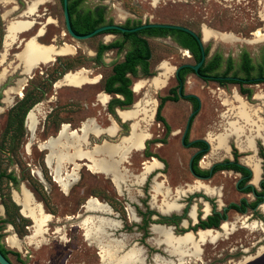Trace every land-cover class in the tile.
Returning <instances> with one entry per match:
<instances>
[{
    "label": "rangeland",
    "instance_id": "rangeland-1",
    "mask_svg": "<svg viewBox=\"0 0 264 264\" xmlns=\"http://www.w3.org/2000/svg\"><path fill=\"white\" fill-rule=\"evenodd\" d=\"M34 1L0 0V75L3 70L6 71L5 77L0 80V148L4 150L0 151V176L9 173H13L16 177L22 175L17 185H13L4 177L0 178V218H6V209L10 222L4 226L2 232L4 236L0 242L5 248L13 251L14 254L9 255L11 263L102 264L99 256V243L102 245L106 243L105 246L108 248L117 250L118 257L119 254L123 256L132 250L139 251L142 257L141 264H157L156 259L160 261V264H166L168 260L176 263L166 252V245L161 243V234L152 231V228L162 227L164 231L169 228L175 237L189 233L195 240L197 239L195 235L197 236L202 230H198L196 233H192L191 230L179 232L180 228L161 226L162 224L155 223L161 220V216L179 215L183 206L186 207L187 213H190L191 208L195 207L196 214L198 210L200 216H206L203 209L207 203L203 204V201L208 202L213 197L204 199L200 194V198L192 199L193 194L200 193L201 189L186 192L188 187L201 185L213 190L209 194L201 190L207 196H212L216 192L220 194L213 198V200L219 199L218 208L232 202L237 203L242 197V194L235 188L237 176L232 173H225V176L218 174L209 183H192L187 165L195 150L183 147L180 143L187 119L193 110L189 102L179 98L176 102L166 101L164 103L160 117L164 119L168 127L167 132L163 125L154 119L159 99L170 94L169 91L177 86L174 79L175 68L183 64H193L190 54L178 47L170 38L146 37L151 50L149 60L151 76L145 77L139 72L137 77H130L131 90L136 81H144L147 85L138 95L132 91V104L119 109L130 110L136 102L145 99L146 96V99H154L157 105L152 122L148 125H141V128H144L150 136L148 157L142 159L140 156L142 151H131L126 161L118 166V172L123 174L120 191L115 188L109 176L87 170V167L83 166L84 163L89 164L86 160H74L72 164H64L65 171L63 167L60 171L62 176L70 174L74 165H77L76 181L69 183L65 189L52 182L53 176L49 177L50 180L43 177L45 183H42L36 175L41 172L39 161L41 154L47 155L48 153L44 149L46 143L44 141L55 137L57 130L61 129V126L58 127L56 123L61 122L68 125V130L74 131L80 128L83 122L93 121L101 132L105 133L111 124L116 122L119 128L124 126V129H121L127 135L130 131V122H122L116 112L114 118L107 114V105L114 98L113 95L108 96L109 100L104 106L97 102V96L100 93L106 94L103 91V86L105 80L112 73V65L123 59L124 52L107 51L100 60L95 59V53L100 44L120 41L121 36L104 34L85 41L73 40L65 32L60 0H41L36 6L34 14L29 15L27 9ZM98 4L107 6V17L112 19L113 24L124 25L126 20L140 21L142 24H174L189 28L201 37L203 28L221 35L218 39L213 38L204 43L208 48L209 57L213 54H220L224 60L217 71L218 75H221L225 69L226 58H230L232 61L234 70L230 73L231 75L239 67L241 54L246 53L255 66L260 63L264 54V0H85L83 6L92 8ZM14 20L32 21L33 25L30 29L18 33L15 41L5 51V29L7 24ZM41 28L43 35L41 38L37 37L38 43L57 47L67 44L74 48V53L57 57L54 62L26 75L23 73L16 55L24 49L26 40L23 41V39L34 35ZM257 32L262 35H256ZM229 38H232V41H229ZM4 53L5 56L1 61V56ZM161 64H167L166 66H169L172 72L167 86L156 91L149 85V81L159 75ZM79 69H87L85 71L88 72L90 79L98 77V83H88L79 88L55 87V83L64 74ZM60 74L62 75L60 76ZM239 77L243 76L239 74ZM243 89L251 92L250 98L239 93V90ZM18 91L21 92V95H17ZM233 93L238 94L249 106L260 109L258 117L263 125L261 135L264 137V81L258 82V84L224 83L220 85L213 79L202 80L192 74H188L185 78L183 94L195 95L200 102L199 109L191 123L188 140L205 139L209 143L208 152L201 157L199 162L200 166L205 169L214 163L223 162L230 157L229 153L232 150L240 156L247 155L249 158L257 160V144H263L259 136L249 131L246 135L254 137L255 153L239 150L236 146V139L233 137L229 138L227 143L228 154L221 149L213 151L209 136L215 137L223 132L226 133L227 122L234 121V116L230 111L231 106L226 104L227 102L236 106L233 103ZM257 95L261 99H255ZM31 104L34 105L27 111L25 119L31 109L38 107L37 121H35L36 131L28 132L25 127L27 134L21 147V137L16 138L17 140L13 138L15 132L6 137L5 125L6 122H11L15 106L27 107ZM52 108L54 111L48 114ZM112 109H117V107ZM17 111L19 110L17 109ZM136 119L132 122L140 121V117L138 120ZM45 122H47L46 129L42 133V126ZM76 134L79 136L80 132L78 131ZM99 135H89V140L87 139L82 146L83 149L90 150L101 145L97 139L100 138ZM102 138L108 141L104 135ZM50 140H52L56 152L59 153L63 142L57 139L48 141ZM113 143H118V140ZM263 146L264 144L261 147L263 148ZM115 159L118 160L119 157ZM153 159L161 168L152 171L141 180L143 163L152 162ZM244 159L243 156L240 159L242 164H246ZM29 164L30 166H28ZM247 166L250 168L249 165ZM47 172L48 176L49 173H52L51 169H47ZM153 183L162 184L158 193L153 190ZM185 184L189 185L185 186ZM213 187L217 189H212ZM22 189L31 195L35 204L43 203L44 211L43 209L42 211L49 216V221L43 226V233L37 234L38 236L34 235L35 228L30 219L23 217L20 212L19 214L26 219V222H18L16 219L11 201L14 194H21ZM166 189L169 193L167 197H164ZM177 189L186 193L180 196L175 192ZM92 198L104 206H106L105 202L109 203L113 213L107 208L108 206H106L107 212L100 214L81 208L80 203L83 200L88 201ZM164 200L174 201L180 210L161 213L158 208ZM188 200L190 202H187ZM263 205L254 214L248 212L245 215H239L229 211L225 223L221 226L222 229L212 230L211 234L216 237L215 241H211L210 238L200 246V257L192 258L191 262H186H190V264H264ZM18 207L21 208L19 205ZM207 207L209 208L208 205ZM128 210H130V214ZM189 213L188 217L184 216L186 221L190 224L196 223V219L195 221L190 219ZM149 215H154L152 216L154 220ZM89 216L112 219V226L105 229L107 232L104 230L103 235L92 238L93 240H87L81 223ZM17 224L20 228L19 233L15 227ZM187 226V223L183 222L182 228L187 229ZM11 236L18 240V245L15 247L8 243ZM126 247L128 250L125 249Z\"/></svg>",
    "mask_w": 264,
    "mask_h": 264
},
{
    "label": "bare ground",
    "instance_id": "bare-ground-1",
    "mask_svg": "<svg viewBox=\"0 0 264 264\" xmlns=\"http://www.w3.org/2000/svg\"><path fill=\"white\" fill-rule=\"evenodd\" d=\"M40 2L41 0H35L32 4H30V6L27 9V14L29 15L34 14L36 6ZM32 25H33L32 22L26 20H18V21L14 20L8 23L5 29V37H4L5 51H7L8 47L15 41L16 35L18 33L30 29ZM38 34L39 36L42 35L41 29ZM260 34H261L260 32L256 33V35L258 36H260ZM202 35L204 41H208L213 38L218 39L221 36L206 28L202 29ZM36 39L37 38H32L28 42H26L25 46H23L24 49L22 50V52L16 55V59L20 62L23 73L26 75H30L34 70H37L42 66H46L54 62L57 57L73 55L74 53V48L70 45L64 44L60 47L53 45H49V46L40 45ZM229 41H232V38H229ZM4 56L5 53L2 54L1 61L3 60ZM166 65L161 64L159 67L161 70L159 75L149 81V85L153 87L156 91H160L164 89L167 86V81L171 76L172 70L169 68V66L167 67ZM85 70L79 69L78 71L75 72H67L66 74H64L65 76L63 75L64 77L62 76L63 78H61L56 82L57 84H55V87L67 86V87L79 88L88 83L90 84L98 83L99 78L95 77L93 79H90L88 76V72ZM5 75H6V71L3 70L0 75V80L3 79ZM146 85L147 84L144 81H136L132 86V90L136 95H138L141 93V90L144 89ZM17 95H21V92L18 91ZM146 98L145 99L143 98L140 101L136 102L133 105V108L130 110L117 111L118 117H120L121 120H123L124 122L127 120L133 121L136 118H137L136 120H138V118L140 117L139 122L132 123L131 132L129 136L122 138V140L119 141V143L117 144L104 143L101 146H95L90 150L83 149L82 146H84V144L86 143L89 135H99L100 133H102L101 130L97 127V125L93 121L83 122L80 126L79 136H77L75 131L73 130L69 131L68 125H63L56 138L57 140L63 142L59 150V153L56 152L55 148L53 147L52 140L44 144V149L48 151L45 162L46 165L51 169L54 182L57 183V185L61 186L63 189H65L69 183L76 181L77 165H74L70 174H65L62 176L60 175V171L63 165L65 163L72 164L74 160H87L89 162L87 168L90 172L96 174L102 173L109 176L115 188L118 191H120V186L123 184V174H120L118 172V166L122 162L126 161L131 151H137V152L141 151L143 149V142L150 138L147 131L144 128L143 129L141 128L142 127L141 125L142 124L143 126L145 124L148 125L152 122L157 102L154 101V99L149 100V98L148 99ZM232 98H233V103H235L236 106L234 107L233 105L227 102L226 104L231 106L230 111H232V115L234 116V121L227 122L228 129L226 133L223 132L222 134H218L215 137L209 136L210 142L212 143L213 146V151L215 149H221L222 151H224V153L226 152V154H228L229 149L227 143L229 138L233 137L234 139H236L235 141L236 146L239 148V150L255 153L254 137L246 134H248L249 131L254 132L257 136H259V138L264 144V137H262L261 135L263 125L258 117V114L260 113V109H255L254 107L249 106L247 102H245L236 93H233ZM108 99L109 97L107 95L100 93L97 97V102L98 104L105 105ZM255 99H261V97L257 95ZM37 111H39V109L38 107H35L28 113L26 118V126L28 130L31 132H34L35 130V121H37L36 119ZM226 118L228 119V116ZM231 118L233 119L232 116ZM117 130L118 128L116 124L112 123L105 133L114 137L115 134L117 133ZM116 157H119V159L116 160L115 159ZM243 161L250 166V169L253 172L252 183L256 184L261 174V170L259 169L260 167L259 161L249 157L245 158ZM143 166H144L143 173H141L142 175L140 177L141 180L145 176L149 175L152 171L161 168V166L154 159L152 162L147 161L143 163ZM38 175L41 178L39 173ZM152 188L155 192L158 193L159 190L162 188V184L153 183ZM194 189H201L206 194L213 192V190L209 189L208 187L201 185H196L195 187L190 186L188 187V190L186 192H189ZM175 192L180 196L186 193L181 189H177V191ZM168 193L169 192L167 190L164 197H167ZM13 201L22 208L21 213L24 215V217L32 221L33 226L35 228L34 235L36 236L37 234H40L43 231V226H45L46 223L49 221V216L42 212V208H41L42 206L40 204H35L32 200L31 195L24 189L21 190L20 195H16V194L13 195ZM176 204L177 203H175L174 201L164 200L163 204L158 208V210L163 214L167 211H173V210L176 211L179 209V207ZM85 209L89 212H97L99 214L107 212L106 206H104L99 201L93 198L89 199L86 202ZM128 211L130 214V210ZM203 212L204 214L209 213V208L207 207V205L204 207ZM196 216H197L196 208L192 207L189 213V217L193 221H195ZM111 220L100 216H89L86 219H84L81 225L83 226L85 231L84 232L85 239L90 240L92 238H96L99 237L100 235H103L104 230L112 226ZM152 231L161 234L162 237L161 243L166 245V252L176 261L177 264H190L192 258L200 257L201 255L200 246L202 244H204L210 238L211 241H215L216 239V237H213L214 234L213 235L211 234L213 232L212 229L202 230L201 232H199L197 236L195 235V237H197L196 240L189 233L181 237H175L172 234L171 229L169 228L167 231L166 230L164 231L162 227L161 228L154 227L152 228ZM112 239H116V238H112ZM8 243H10L12 247H15L18 245V240H16L14 236H11L8 239ZM105 245H102L100 243L98 244L100 250L99 256L102 264H141L142 263V257L139 251L136 250H132L130 252L127 251L128 253H126L123 256L119 254L120 256L118 257L117 250L110 249L108 248V246ZM125 249H127V247ZM186 261L187 262L190 261V262L187 263ZM156 262L157 264H160V261L158 259H156ZM176 263H173L171 260H168L166 262V264H176Z\"/></svg>",
    "mask_w": 264,
    "mask_h": 264
},
{
    "label": "trees",
    "instance_id": "trees-1",
    "mask_svg": "<svg viewBox=\"0 0 264 264\" xmlns=\"http://www.w3.org/2000/svg\"><path fill=\"white\" fill-rule=\"evenodd\" d=\"M84 2L85 0H67V11H68L71 29L76 35H86L94 31L98 27H101L106 24H113L112 19L107 17V6L103 4H98L92 8H88V7L83 6ZM60 3L62 6V0H60ZM62 12H63V8H62ZM141 24L142 23L140 21L133 22L132 20H126L125 24L122 26L124 28H134V27L140 26ZM104 34L119 35L121 36V40L120 41L116 40L109 44H100L95 53L96 60H100L103 54L107 51H115L116 53L124 52L123 59L112 65V68H111L112 73L105 80L104 86H103V91L106 94L117 93V94L123 95L124 97L123 100L113 98L109 103V106L111 108L113 107L123 108V107L130 106L132 104L133 101H132V91L130 90V86H131L130 77H137L139 75V72L145 77L151 76L149 72V60L151 58V50H150L146 37H163V38L170 37L171 39H173V42L177 44L178 47H180L181 49H186L190 51L195 63L199 62L201 58L200 49H199V46L196 40L189 34L184 33L182 31H178V30L144 29V30L134 32V33H120L118 31H108V32H103L102 34H99V35H104ZM208 54H209V51H208V48H206L205 49L206 59L208 57ZM223 61L224 60L220 54H215L213 57H211V59H207L204 61L203 65L199 69V72L201 74H210L215 77L216 76L226 77L229 75V73H231L234 70V68L232 67L231 59L227 58L225 59V63L227 64V67H225L221 75H218L217 71L222 65ZM191 73L193 74V71L191 69L182 68L180 70V76H181L182 81L184 82L185 77ZM240 73L244 74V77L247 80L254 78V77H264V54L261 57L260 63H258V65L256 66L252 64L251 59L246 53L241 54L239 67L237 71L234 72L233 75H237ZM61 75L62 74H60V76ZM216 82L219 83L220 85L224 83L243 85L242 83L231 82V81L227 82L224 80L216 81ZM177 88L173 90L174 96L172 98H163L160 100L157 110H156V114H155L156 120L161 122L167 130H168V127L164 119L160 117V112L162 110L164 103L167 100H170L173 102H176L179 100L180 97H179V93L177 92ZM240 91H241L240 92L241 95H244L248 98H250L252 95L251 92L247 89H243ZM181 93H183V89ZM187 100L193 101V98L187 97ZM18 104H21V103H18ZM34 104H31L27 107L25 106L16 107L15 106L14 107L15 109L13 108L14 115L11 117L12 118L11 122H8L7 130L5 132L6 137L12 134V132H15L13 138L14 139L17 138V135L21 133V130L23 128V121L25 119V115L27 111ZM196 106L197 104L195 103V108ZM17 109L19 111H17ZM187 140L188 138L186 137V141ZM193 145L196 146V145H201V144L196 142ZM0 151H4V150L0 148ZM203 155L204 153H200L197 156L196 160L200 159ZM221 166L222 165H219V167ZM1 177L6 178L7 181L12 183L13 185H17L18 183L13 173L1 174L0 178ZM11 204H12L13 210L16 213L17 221L26 222V219H24L19 214V207L17 206V204H15L13 200L11 201ZM229 208L236 209L237 205L232 204L229 206ZM5 215H6V218L4 219L0 218V241L4 236L2 233L4 231V226L10 223L8 219L9 215L6 209H5ZM201 223H202V226H200L199 224V226H196V228L202 227V229H207L212 226L216 227L218 225V222L205 223V221H203ZM15 227H16L17 232L19 233L20 228L18 227V224ZM187 231H190V230H185V232ZM0 253L7 260L11 262L9 255L14 254V253L13 251L5 248L1 244V242H0Z\"/></svg>",
    "mask_w": 264,
    "mask_h": 264
},
{
    "label": "flooded vegetation",
    "instance_id": "flooded-vegetation-1",
    "mask_svg": "<svg viewBox=\"0 0 264 264\" xmlns=\"http://www.w3.org/2000/svg\"><path fill=\"white\" fill-rule=\"evenodd\" d=\"M27 21V20H26ZM32 22V21H30ZM33 23V22H32ZM44 25V24H43ZM42 30V35H43V29L41 28ZM40 29H38V31H36V33H39ZM28 33V32H26ZM35 33V34H36ZM42 35L39 37L41 38ZM198 35V34H197ZM32 36V35H31ZM199 37H201L200 35H198ZM30 37V36H29ZM28 37V38H29ZM27 38V39H28ZM37 38V37H36ZM152 38H163V37H152ZM165 38H170V37H165ZM202 38H203V35H202ZM27 39H23L24 40H27ZM171 39V38H170ZM173 41V39H171ZM38 41V40H37ZM204 41V39H203ZM206 42V41H204ZM175 43V42H174ZM176 44V43H175ZM64 45V44H63ZM62 46V45H61ZM60 47V46H59ZM207 48V46H204V52H205V49ZM183 50H186V49H183ZM188 51V50H186ZM188 53L190 54V58L193 60V57L190 53V51H188ZM215 54H213L211 57H213ZM211 57H209V54H208V57L207 59H211ZM206 59V56H205V60ZM227 59V58H226ZM204 60V61H205ZM198 63V62H197ZM197 63H195V61L193 60V64L192 65H196ZM204 63V62H203ZM203 65V64H202ZM225 67H227V64L225 63ZM201 68V67H200ZM199 68V69H200ZM199 69L197 72H194L193 71V74L194 76H197L198 78H201L202 80H207V79H213V78H226V77H239V74L237 75H233L234 72L226 77H215L213 75H210V74H201L199 72ZM181 70V69H180ZM180 70L178 71L177 75H174V79H175V82L177 84L176 88H177V92L179 93V88L181 87V91L183 89V84L184 82L182 81L181 79V76H180ZM35 71V70H34ZM33 71V72H34ZM32 72V73H33ZM243 77H239V78H242V79H245L247 80L245 77H244V74L240 73ZM129 76V75H128ZM186 78V77H185ZM257 78H263L264 80V77H257ZM185 81V80H184ZM225 81V80H224ZM228 82V81H227ZM242 84H247V83H242ZM131 90V88H130ZM173 90H170L169 93L167 96H164L162 98L159 99V102L161 99L163 98H172L174 95H173ZM133 91V90H131ZM179 93V97L180 98H183L184 100H186L187 102H189L191 104V107H192V112H194L195 110L198 111L199 107H198V98L195 96V95H192V94H183V93ZM241 91L239 90V93ZM241 94V93H240ZM110 95H113L114 96V99H121L123 100L124 97L123 95L121 94H108V96ZM243 96V95H242ZM187 97H190V98H193V101H189L187 100ZM246 97V96H245ZM113 99V98H112ZM111 99V100H112ZM110 100V101H111ZM110 101L108 102V105H107V114L109 116H112L114 118V113H115V110L116 109H112L110 106H109V103ZM167 101H170V100H167ZM158 102V104H159ZM1 103V102H0ZM195 103L197 104L196 108H195ZM36 106V105H35ZM133 107V106H132ZM158 107V105H157ZM157 107H156V110H157ZM54 108H57V107H54ZM54 108L50 109V111L48 112V114H51L53 111H54ZM34 109V108H33ZM117 109H119L117 107ZM121 110V109H120ZM31 111V110H30ZM29 111V112H30ZM191 112V113H192ZM197 113V112H196ZM156 114V112H155ZM116 115L118 116V114L116 113ZM196 115V114H195ZM195 115L190 119V122H189V127L186 131V134H185V137H184V142L183 144L181 143V139L183 137V134L185 133V130H186V127H187V122H188V119H187V122H186V126H185V129L182 133V136H181V139H180V143L183 147H186V148H192L194 149V153L191 155L189 161H188V165H187V169H188V172L189 174L191 175L192 177V183L194 184L195 182H200V183H209L212 181V179L217 176L218 174H221V175H224L225 176V173H232L234 175L237 176V181L235 183V188L236 190L242 194V197L239 198L238 202L237 203H229L228 205H223L221 208H218V201L219 199H214V197H218L220 196V194H218L216 192V194L214 193L212 196H207L205 195L203 192H196L195 194H193L192 196V199H196V198H200V194L202 195V197L204 199H208L209 197H213V198H210V200L207 201H203V204L207 203V205L209 206L210 208V211H209V214H205L206 216L202 217L200 216V214L198 213V210H197V217H196V223H192L190 224L189 222L186 221V219L184 218V216L186 215L188 217V213H187V210H186V207L183 206V208L180 210V214L179 215H172V216H161V220L158 221V222H155L156 224H162V225H168V226H173L174 228H180V231L179 232H185V230H191L193 233H196L197 230L199 229H202V227H198L196 228V226H202V223L203 221H205V223H215V222H218V225L215 227V226H212L210 227V229H213V230H218V229H221V226L222 224L225 223V220L227 219V214L229 211H233L234 213L236 214H239V215H245L247 214L248 212H250L251 214H254V212H257L258 209L260 207H262V205L264 204V146L263 148L261 147L262 145L259 143L257 144V148H256V157H257V160H259V169L261 170V174H260V178L258 180V182L256 184H253L252 183V180H253V172L252 170L246 165V164H242L240 162V159L241 157L243 156V158H247L248 156L247 155H238L237 152L235 151H230L229 155L230 157H228L227 159L223 160V162H219V163H214L212 164L209 168L205 169L203 167L200 166L199 162H200V159L196 160L197 156L200 154V153H204L206 154L208 152V147L205 143L203 142H198L200 143L201 145H196L194 146L193 144L189 147H187V144L190 142L189 140L186 141V137L188 138L189 137V130H190V127H191V123H192V120L193 118L195 117ZM48 118V116H46ZM27 118V117H26ZM120 120L121 118L118 117ZM189 118V117H188ZM154 119L156 121V118L154 116ZM122 122H124L123 120H121ZM115 122V121H114ZM127 122H130V132H131V125H132V120H127L125 121L124 123H127ZM46 123L45 122L42 126V133L45 132V129H46ZM116 123V122H115ZM161 123V122H160ZM58 125V127H62L64 124H62L61 122H58L56 123ZM117 124V123H116ZM162 124V123H161ZM163 125V124H162ZM7 126H8V123L6 122V125H5V131L4 133L6 132L7 130ZM25 127L27 128L26 126V119L23 121V128L21 130V133H19V135H17V138H19V136L21 137V147H22V142H23V139L26 137V129ZM124 126H122L121 128H123ZM117 133L115 134L114 137L106 134V133H101L99 135L100 138H97L98 141L100 142V144H104L105 142H107L108 144H116V143H113L114 141L118 140L121 141L122 138L124 136H126L125 134V131H123L121 128L118 127L117 125ZM163 128L165 130V132H167L168 130L164 127L163 125ZM28 130V128H27ZM36 131V129L34 130ZM121 131V133H120ZM28 132H31L28 130ZM60 130L56 132L55 134V137H51V138H48L47 140H45L44 142H47L49 139H55L57 137V135L59 134ZM128 134V133H127ZM130 134V133H129ZM105 136L107 137V140L108 141H105V139L102 138V136ZM121 139V140H120ZM150 139V138H149ZM148 140H145L143 142V149L141 150V154L140 156L142 157V159H145L148 157V147H149V144H150V141ZM89 140V138H88ZM195 140H205V139H195ZM207 150V151H206ZM41 153H42V150H41ZM240 156V157H239ZM46 157V154L43 153L41 154V159L39 161V168L41 170V172H39L41 178L39 177L38 173L36 174L38 179L40 180V182L42 183H45L44 181V178H47L50 180V178L52 177V173H49V176H48V172H47V169H50L47 165H46V162H45V158ZM87 161V160H86ZM41 162V164H40ZM219 165H222L221 167H219ZM30 166V164L28 165ZM83 166L87 167V164L84 163ZM63 169L65 171V165L63 166ZM24 170H27V169H24ZM88 170V168H87ZM63 171V173H64ZM107 176V175H106ZM16 177V176H15ZM18 177V176H17ZM17 181L19 182V179L22 178V175L21 177H18ZM44 177V178H43ZM50 177V178H49ZM42 180V181H41ZM53 183L54 180L52 181ZM191 184V185H193ZM186 185H189V184H185ZM212 189H217L215 187H213ZM222 196V195H221ZM189 198V197H188ZM87 200H83L80 205H81V208H84L85 209V204H86ZM187 202H190V200H188ZM43 204V203H42ZM41 204L42 206V209L44 211V208H43V205ZM237 205V208L236 209H230L229 206L230 205ZM105 205L108 206V208L110 209V211L112 210L111 209V206L109 203L105 202ZM254 205V206H252ZM18 206V204H17ZM19 212H20V209H19ZM84 212H87L86 210H84ZM111 213H113V211H111ZM22 215V214H21ZM23 216V215H22ZM154 215H149V217L154 220V217H152ZM24 217V216H23ZM191 219V218H190ZM211 219V220H210ZM183 222H186L187 223V229H184L182 228V225H183ZM184 230H182V229ZM22 238V237H20Z\"/></svg>",
    "mask_w": 264,
    "mask_h": 264
},
{
    "label": "water",
    "instance_id": "water-1",
    "mask_svg": "<svg viewBox=\"0 0 264 264\" xmlns=\"http://www.w3.org/2000/svg\"><path fill=\"white\" fill-rule=\"evenodd\" d=\"M62 8H63V19H64V27H65V32L68 36H70V38H72L73 40H76V41H85V40H88L92 37H95V36H98L99 34H102L103 32H108V31H118L120 33H134V32H138V31H141V30H144V29H171V30H178V31H182L184 33H187L189 34L190 36H192L196 42L198 43V46H199V49H200V54H201V58H200V61L196 64V65H191V64H183L177 68H175V74L174 75H177L178 71L182 68H189L191 69L192 71L194 72H197L198 69L202 66L204 60H205V52H204V46H205V42L203 41V38L202 37H199L194 31L190 30L189 28H186V27H183V26H179V25H174V24H161V23H143L141 24L140 26H137V27H134V28H124L122 25H119V24H106V25H103L101 27H98L96 28L94 31H92L91 33L89 34H86V35H76L72 29H71V25H70V20H69V16H68V11H67V0H62ZM36 37H39V34L36 33L32 36H30L26 41H25V44L26 42H28L30 39L32 38H36ZM40 44V43H39ZM42 45V44H40ZM46 46H49V45H46ZM56 60V59H55ZM65 76V75H64ZM63 76V77H64ZM62 77V78H63ZM212 79V78H211ZM213 80L215 81H222V80H225V81H231V82H237V83H247V84H258V82H262L264 81L263 78H251V79H248V80H245V79H242V78H239V77H226V78H213ZM57 84V83H55ZM181 91V87L179 88V93ZM200 106V102L198 100V107ZM32 110V109H31ZM120 110V109H116L115 112L117 113V111ZM122 111V110H120ZM197 110H195L194 112H192L190 115H189V118H188V122H187V127H186V130H185V133L183 134V137L181 139V143L183 144L184 142V137H185V134H186V131L189 127V122H190V119L196 114ZM29 113V112H28ZM28 115V114H27ZM116 124V123H115ZM117 126V125H116ZM75 132H78L80 131V128H78L77 130H74ZM129 133L130 131L128 132V134L126 136H124L123 138L125 137H128L129 136ZM58 136V135H57ZM57 138V137H56ZM55 138V139H56ZM121 140V139H120ZM196 142H203L207 145L208 147V150H209V143L206 141V140H193V141H190L188 144H187V147L191 146L193 143H196ZM119 143V142H118ZM117 144V143H116ZM101 146V145H99ZM207 151V150H206ZM22 211V208H20V213ZM43 212V211H42ZM22 214V213H21ZM23 215V214H22ZM24 216V215H23ZM161 226H167V225H161ZM168 227V226H167ZM207 229H210V228H207ZM207 229H200V230H207ZM213 230V229H212ZM192 232V231H191ZM193 233V232H192ZM0 264H12L9 260H7L1 253H0Z\"/></svg>",
    "mask_w": 264,
    "mask_h": 264
},
{
    "label": "crops",
    "instance_id": "crops-1",
    "mask_svg": "<svg viewBox=\"0 0 264 264\" xmlns=\"http://www.w3.org/2000/svg\"><path fill=\"white\" fill-rule=\"evenodd\" d=\"M106 95V94H105ZM108 96V95H107ZM98 97V96H97ZM109 100V99H108ZM108 102V101H107ZM102 105V104H101ZM102 106H104V105H102Z\"/></svg>",
    "mask_w": 264,
    "mask_h": 264
}]
</instances>
